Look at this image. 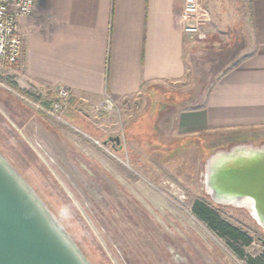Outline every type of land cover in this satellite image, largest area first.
Masks as SVG:
<instances>
[{
  "label": "rangeland",
  "instance_id": "374dc122",
  "mask_svg": "<svg viewBox=\"0 0 264 264\" xmlns=\"http://www.w3.org/2000/svg\"><path fill=\"white\" fill-rule=\"evenodd\" d=\"M243 40L190 41L186 74L133 104L88 112L66 104L62 122L36 110L0 64V147L23 169L95 264H246L191 211L201 197L247 231V254L264 229L245 204H220L206 187V160L233 145H264L256 131L175 138V110L199 106L237 62ZM15 85V86H14ZM70 114V115H69ZM73 116L81 119L73 118ZM119 136L103 143L108 137ZM112 143V144H109ZM116 146V148L114 147Z\"/></svg>",
  "mask_w": 264,
  "mask_h": 264
},
{
  "label": "crops",
  "instance_id": "0c3cea01",
  "mask_svg": "<svg viewBox=\"0 0 264 264\" xmlns=\"http://www.w3.org/2000/svg\"><path fill=\"white\" fill-rule=\"evenodd\" d=\"M182 1L36 0L33 13L18 21L22 52L8 75L20 89L37 88L48 98L68 88L78 113L95 111L106 96L133 104L149 88L186 74L192 39L182 32ZM205 7L212 42L238 39L245 48L200 107L175 110L173 135L264 136V0H205Z\"/></svg>",
  "mask_w": 264,
  "mask_h": 264
},
{
  "label": "water",
  "instance_id": "95a60500",
  "mask_svg": "<svg viewBox=\"0 0 264 264\" xmlns=\"http://www.w3.org/2000/svg\"><path fill=\"white\" fill-rule=\"evenodd\" d=\"M119 136L108 137L103 143ZM238 159H246L249 163ZM206 187L220 204H248L264 229V145L238 144L206 160ZM0 264H95L23 169L0 147Z\"/></svg>",
  "mask_w": 264,
  "mask_h": 264
},
{
  "label": "built area",
  "instance_id": "2783aa9c",
  "mask_svg": "<svg viewBox=\"0 0 264 264\" xmlns=\"http://www.w3.org/2000/svg\"><path fill=\"white\" fill-rule=\"evenodd\" d=\"M35 2L36 0H0V64L10 67L18 65L22 52L18 21L33 13ZM179 20L182 32L188 38L198 42H205L208 39L207 27L210 14L205 7V0H183ZM29 92L33 97H22L31 106L51 118L65 122L61 118L62 111L72 98V93L68 88L61 86L54 89L50 98L37 88ZM45 100L48 104L43 103ZM115 106V101L109 96L97 105L105 111H110Z\"/></svg>",
  "mask_w": 264,
  "mask_h": 264
},
{
  "label": "trees",
  "instance_id": "16d2710c",
  "mask_svg": "<svg viewBox=\"0 0 264 264\" xmlns=\"http://www.w3.org/2000/svg\"><path fill=\"white\" fill-rule=\"evenodd\" d=\"M43 103L48 104L47 101H43ZM198 107L200 106L190 109ZM191 211L193 215L198 220L204 222L211 231L225 239L227 245L238 257L244 259L246 264H264V250L255 255L245 253L244 247L249 246L253 242V238L247 231L224 220L218 208L212 203L204 198L196 197L192 201Z\"/></svg>",
  "mask_w": 264,
  "mask_h": 264
},
{
  "label": "bare ground",
  "instance_id": "6f19581e",
  "mask_svg": "<svg viewBox=\"0 0 264 264\" xmlns=\"http://www.w3.org/2000/svg\"><path fill=\"white\" fill-rule=\"evenodd\" d=\"M238 160H240V159H238ZM240 161L245 162V163H249V162H250V161H248V160H246V159H241ZM250 200H251V199H249V198L247 199V198H246V199L244 200V203L249 205V203H251ZM227 201H231V202H232L233 200H227ZM231 202H227V203H231ZM225 203H226V202H225ZM232 204H236V203L233 202ZM251 213H252V215L255 216L253 210H252Z\"/></svg>",
  "mask_w": 264,
  "mask_h": 264
},
{
  "label": "flooded vegetation",
  "instance_id": "af4514ba",
  "mask_svg": "<svg viewBox=\"0 0 264 264\" xmlns=\"http://www.w3.org/2000/svg\"><path fill=\"white\" fill-rule=\"evenodd\" d=\"M108 142V141H107ZM109 144H112V143H109ZM119 145V144H118ZM116 148V146H114Z\"/></svg>",
  "mask_w": 264,
  "mask_h": 264
}]
</instances>
